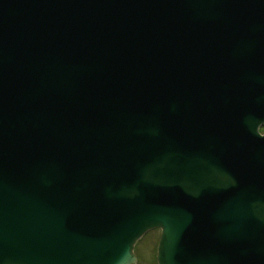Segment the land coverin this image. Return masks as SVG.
I'll return each mask as SVG.
<instances>
[{
    "label": "water",
    "instance_id": "95a60500",
    "mask_svg": "<svg viewBox=\"0 0 264 264\" xmlns=\"http://www.w3.org/2000/svg\"><path fill=\"white\" fill-rule=\"evenodd\" d=\"M264 0H0V264H264Z\"/></svg>",
    "mask_w": 264,
    "mask_h": 264
},
{
    "label": "rangeland",
    "instance_id": "374dc122",
    "mask_svg": "<svg viewBox=\"0 0 264 264\" xmlns=\"http://www.w3.org/2000/svg\"><path fill=\"white\" fill-rule=\"evenodd\" d=\"M159 237V231H150L146 233L134 246V253L137 257L135 264H156V246Z\"/></svg>",
    "mask_w": 264,
    "mask_h": 264
},
{
    "label": "flooded vegetation",
    "instance_id": "af4514ba",
    "mask_svg": "<svg viewBox=\"0 0 264 264\" xmlns=\"http://www.w3.org/2000/svg\"><path fill=\"white\" fill-rule=\"evenodd\" d=\"M263 128H264V126L261 127L260 130H259V132L262 133V134L264 133V129Z\"/></svg>",
    "mask_w": 264,
    "mask_h": 264
}]
</instances>
